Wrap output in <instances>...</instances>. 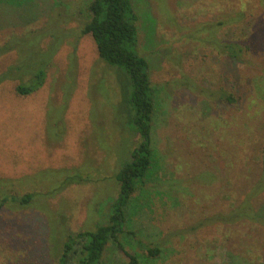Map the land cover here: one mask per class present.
I'll list each match as a JSON object with an SVG mask.
<instances>
[{"label": "rangeland", "instance_id": "obj_1", "mask_svg": "<svg viewBox=\"0 0 264 264\" xmlns=\"http://www.w3.org/2000/svg\"><path fill=\"white\" fill-rule=\"evenodd\" d=\"M88 1L0 0V42L11 33L61 25L57 11L63 19L71 17L66 27L79 26ZM132 3L138 47L154 91V159L143 183L135 181L119 240L125 250L141 255L140 264H261V225H194L215 208V185L220 198L227 200L230 193L226 180L216 178L210 187L212 167L231 175L233 157L260 159L264 0ZM237 9L243 12L239 21L220 31L224 38L241 32L237 28L250 32L242 39L245 53L235 59L200 38L210 34L203 26ZM14 58V51L0 55V71ZM15 83L0 82V194L33 196L25 206L6 202L0 208V264H56L66 233L93 230L108 220L118 191L114 175L137 138L128 82L120 66L98 57L93 39L84 34L76 50L67 40L60 44L36 90L18 95ZM221 88L235 100H221ZM67 178L82 182L59 190ZM258 202L262 205L264 197ZM139 242L158 247V254L146 257ZM231 248L241 254L238 260L230 257ZM127 262L122 250L108 245L101 263Z\"/></svg>", "mask_w": 264, "mask_h": 264}, {"label": "trees", "instance_id": "obj_2", "mask_svg": "<svg viewBox=\"0 0 264 264\" xmlns=\"http://www.w3.org/2000/svg\"><path fill=\"white\" fill-rule=\"evenodd\" d=\"M84 10L86 16L81 20L79 26L66 27L65 25L71 20V17L63 19L64 14L57 11L56 16L62 24L59 25L58 22L51 24L55 27L54 30H50L51 26L47 25V27L28 29L19 34H9L0 42V55L14 51L15 58L12 63L0 71V82L6 79L15 80L14 91L16 94H30L43 84L46 69L60 44L67 40L73 46V50H76L78 40L84 34H89L93 39L100 59L123 69L129 88L127 101L130 124L137 137L135 145L130 149L128 159L122 163L114 175L118 182V191L111 203V212L107 222L98 224L93 230L66 233L62 240V247L58 252L56 264H102V255L108 245L122 250L128 257V264H140L141 255L125 250L119 236L124 233L123 225L127 221L130 197L136 189L135 181L142 179L143 183L144 176L153 165L154 147L151 128L155 104L153 86L149 78V64L138 47L136 33L138 16L132 0H89ZM242 14V10L237 9L232 14L228 13L225 18L216 20V23L212 25L207 23L209 26L202 28L204 32H210V34L201 36L200 40L210 43L227 57L240 58L245 53L242 39L247 36L248 31L243 32L237 28L236 30L241 32L235 34L234 31H231L230 38H224L220 31L226 25L236 24ZM50 32H53L54 36ZM54 39L56 45L52 49L49 46L52 45ZM219 94L221 100L227 102L235 100L233 94L223 88ZM232 140L236 143L238 137L234 135ZM232 160L230 161L231 166H229L232 171L231 175H227L224 169L217 170L214 166L212 167L211 171L214 176L207 181L210 183V187L214 186L212 184L216 178H219V181L226 180V186L230 193L227 200L220 198L219 187L217 185L213 187L215 188L214 198L216 201L212 200L211 205L215 208L212 212H207L208 215L204 214L205 216H201L197 220L194 225L196 228L202 224L229 226L247 222L257 223L264 228V203L258 205V200L264 197V143L260 148L259 160L241 162L236 157H233ZM80 182H82L81 178H67L59 190H63L66 185ZM14 193L0 194V208L6 202H8L6 204L25 206V203L33 196V193L30 192L21 196ZM230 198L233 199L231 203L228 202ZM218 200H220L219 204L216 205ZM251 227H248V231L251 230ZM243 235L249 236L250 234ZM139 244L146 251V257H155L159 252L158 247L149 243L139 242ZM231 249L229 255L235 260L240 253L234 248ZM246 257L248 258V256ZM251 261L253 262V260Z\"/></svg>", "mask_w": 264, "mask_h": 264}]
</instances>
